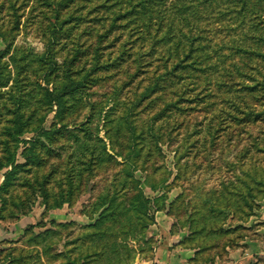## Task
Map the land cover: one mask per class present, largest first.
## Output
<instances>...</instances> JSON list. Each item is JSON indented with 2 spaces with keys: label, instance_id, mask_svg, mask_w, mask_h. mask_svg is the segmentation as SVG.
<instances>
[{
  "label": "rangeland",
  "instance_id": "374dc122",
  "mask_svg": "<svg viewBox=\"0 0 264 264\" xmlns=\"http://www.w3.org/2000/svg\"><path fill=\"white\" fill-rule=\"evenodd\" d=\"M226 2L230 3L227 9L231 8L225 15L230 20L229 24H211L210 36L213 39L209 49L198 56L203 70L192 74L189 71L186 79L184 76L180 79L173 73L163 75L164 65L156 67L162 61L151 52L155 39L148 37L142 40L137 32L132 33L135 26L142 28L140 24L123 28L115 26L113 31L108 32L109 24H95L91 19L100 14L94 11L88 14L83 24H63V29L59 26L58 42L52 46L59 60L62 61L65 56L70 59L76 45L81 51L74 65H90L96 51L94 46L98 45L102 54L98 61H102L103 65L92 71L97 79L73 93L71 102L82 101L68 112L67 125L49 147L53 154L52 158H48L47 165L55 161L59 164L54 186L58 187L59 181L63 186L66 184L64 179H58L63 170L73 171L75 175L83 169L84 178L80 190L75 193L74 202L64 204L61 209L56 208L55 213H52L53 210L45 211L38 197L30 212L25 214L27 217L20 215L18 219L10 216L0 219L3 227L0 233V264H71L68 254L73 258L76 252L71 251L72 245L68 241L72 240V234L81 230L83 224L89 222L87 212L91 203L106 194L118 197L119 201L126 202L123 206H129L132 197L138 194V190L133 188L135 185L141 189L143 196L150 198L166 192L167 206L159 209L164 211L182 188L187 189L191 198L197 187L198 196H220L221 201L224 200L222 208L226 203L230 204L229 210L223 211L230 213L224 224L232 221L234 235L240 233L243 224L240 222L244 221L242 216L247 208L236 193L244 195L248 188L244 183L252 178L250 172L256 161L264 167V5L259 8L248 0ZM32 3L24 11L26 17ZM43 8L47 9L38 6L33 12L36 15L32 17L29 14V21L12 33L10 8H3L0 24L8 39L18 45L33 46L38 52L44 51L49 31L44 34L47 20L41 19L44 17ZM218 26L223 28L218 29ZM156 27L158 24H154V31ZM172 32L170 29V34ZM159 36L164 38L162 34ZM120 43H124L121 55ZM143 43L147 44L148 54L138 55L134 62L129 60L124 53L127 45H135V49L140 50ZM5 47L6 43L0 38V49ZM8 57L5 59L8 60ZM122 57L126 59L120 65ZM146 62H149L148 65ZM32 64L24 73L34 76L31 71L35 60ZM12 66L9 63L8 67L16 71ZM241 76L240 83L238 78ZM193 82H198V85L192 87ZM199 82H202L201 85ZM243 84L252 87H243ZM142 96L145 97L135 106V101ZM4 97L1 101L10 106V99L5 94ZM109 104L112 108L108 111V119L99 118V112H104ZM132 106L131 118L137 127V136L131 146L133 142H138V155L133 153L132 147L124 148V153L134 154V163L122 164V159L116 157L104 165H96L100 149L94 134L98 132V136L108 143L106 134L111 133L115 148L122 150L124 144L130 143L129 132L125 122L118 130L117 118L129 115ZM53 114L50 111L46 115L47 125L51 124ZM82 122L87 123L89 132L80 128L84 127ZM75 132L79 142L75 141ZM32 135V132L24 133L19 139H28ZM20 145L24 143L20 142ZM18 159L23 160L21 156ZM134 164L132 180L129 174ZM0 173L3 175V170ZM163 178L165 181H162ZM119 180L128 183L120 188L114 187ZM153 184H158V188H153ZM25 188V185L19 184L14 190L15 195H21V198L26 197L25 192L29 195ZM174 191L177 192L172 195ZM263 201L264 192L253 199L257 205L254 208L260 209ZM231 214L233 220H230ZM54 216L59 221L73 222L57 228L59 231L56 234L46 235L44 232L47 229L55 228L51 223ZM238 224L240 226L236 227Z\"/></svg>",
  "mask_w": 264,
  "mask_h": 264
},
{
  "label": "trees",
  "instance_id": "16d2710c",
  "mask_svg": "<svg viewBox=\"0 0 264 264\" xmlns=\"http://www.w3.org/2000/svg\"><path fill=\"white\" fill-rule=\"evenodd\" d=\"M248 1L254 6L263 8L264 0ZM30 2L33 3L29 7L27 18L24 11ZM229 4L226 0H0V11L3 8H10V17H12L10 33L29 21V14L34 17L36 14L33 12L38 6L47 8L41 10L44 15L41 19L47 20L44 34L49 31L45 50L38 52L33 46L18 45L12 39L9 40L0 24V38L6 43V47L0 49V170H3V179L0 183V219L8 216L18 219L20 215L30 212L37 200L45 211L62 208L66 203L70 205L74 202L75 193L77 189L80 190L84 178L83 169H79L75 175L73 171L70 173L63 170L64 172H61L63 176L61 174L58 179H64L66 184L63 186L59 181V186H54L59 164L55 161L47 165L48 158H52L53 154V150L49 147L50 143L59 137L62 128L67 125L68 112L74 110L77 103L82 101L79 99L71 102L73 93L89 86L97 79L92 71L103 65L102 61H98L102 54L100 49L98 50V45L94 46L96 51L90 65H74L81 51L76 45V50L70 59L65 56L62 61L59 60L52 50L53 44L58 42L59 26L63 29V24H83L88 14L94 11L100 14L91 19L95 24H109L108 32L113 31L115 26L123 28L129 27L130 24H140L142 28L135 26L132 33L137 32L142 40L148 37L155 39L152 44L155 46L151 52L162 63L154 66L160 68L164 65L163 75L173 73L180 79H186L189 71L192 74L199 69L203 70L199 66L198 56L209 49L213 39V36H210L211 24L217 22L229 24L230 20L225 17L231 9H227ZM23 16L27 19L25 20ZM154 24H158L155 31ZM222 28L223 26H218V29ZM170 29L173 30L171 34ZM161 34L164 38L159 36ZM116 37L120 39L119 36ZM123 46L124 43L118 46L119 55L123 54ZM146 46L147 44L143 43L141 49L136 50L135 45L128 44L124 53L134 62L138 55L148 54ZM7 55H9L8 60L5 59ZM122 59L120 65H123L126 58L122 57ZM34 60L36 64L31 71L34 76L24 73L30 65H33ZM9 63L13 64L16 71L8 67ZM146 63L148 65L149 62ZM197 77L199 80V76ZM242 79V76L238 78L240 83ZM201 83L199 82L200 85ZM197 85L198 82H193L192 87ZM243 87L252 86L243 84ZM4 94L10 99V106L1 101L5 98ZM144 97L138 98L134 105L136 106ZM109 105L104 112H99V118L108 119V111L112 108V105ZM133 107L129 115L117 118L118 130H121L125 122L129 132L130 143L124 144L122 150L115 148L111 133L106 134L108 143L98 136V132L94 134L95 143H99L100 149L96 165H104L116 157L122 159L120 162L122 164L134 163V154L124 153V148L132 147L133 153L138 155V142H133L131 146L137 136V127L131 118ZM50 111L54 112L53 120L47 125L46 115ZM86 124H82L86 128H80L89 132L90 128ZM29 132L33 133L30 138L19 139L20 135ZM74 137L75 141L79 142L76 132ZM20 142L24 145L21 146ZM262 150L264 152V149ZM19 156L23 160H19ZM261 164L260 161L254 163L250 172L252 178L244 183L248 186L244 195L236 193V197H239L241 202L244 201L247 208L242 216L244 221L240 222L243 223L242 226L240 224L236 226H240L239 234L234 235L235 226H232V221L224 224L230 213L223 211H228L230 204L226 203L224 205L226 208H222L224 200L221 201L220 196L209 198L198 196L197 187L191 198L187 189L182 188V191L168 202L167 211L175 217V226L189 228V234L182 242L184 245L198 248V253L214 248L225 251L226 247L239 245L240 241L250 234L252 227L247 226L246 223L256 213L253 199L260 197L264 192V167ZM131 167L133 168L129 175H132L130 177L134 180L132 171L136 166L134 164ZM162 181H165V178ZM126 183L128 182L119 180L118 183H114V187L120 188ZM19 184L27 187L25 190L29 195L26 192L24 198L15 195L14 190ZM157 185L153 184L152 187L157 189ZM172 185L168 187V191ZM133 188L138 190V194L132 197L133 201L129 205L132 208L128 205L123 206L126 202L119 201L118 197H108L106 194L91 203V208L87 212L89 222L83 224L81 230L72 234V240L68 241L72 245L71 251L76 252L73 258L68 254L70 258L68 261L71 264H132L137 253L150 254L153 242L152 238L147 237V230L154 223L155 211L166 208L168 195L165 192L150 198L143 196L137 185ZM231 215L230 220H233V214ZM69 222L53 218L51 223L55 228L47 229L44 234H56L59 231L57 228L68 225Z\"/></svg>",
  "mask_w": 264,
  "mask_h": 264
},
{
  "label": "crops",
  "instance_id": "0c3cea01",
  "mask_svg": "<svg viewBox=\"0 0 264 264\" xmlns=\"http://www.w3.org/2000/svg\"><path fill=\"white\" fill-rule=\"evenodd\" d=\"M2 179L0 173V183ZM52 210L55 213L57 209ZM175 221V217L168 211L157 210L154 223L147 230V237L152 238L153 242L150 254L137 253L132 264H264V201L246 223L252 227L250 234L239 245L226 247L225 251L214 248L198 253V248L184 245L182 242L189 234V228L176 227Z\"/></svg>",
  "mask_w": 264,
  "mask_h": 264
}]
</instances>
